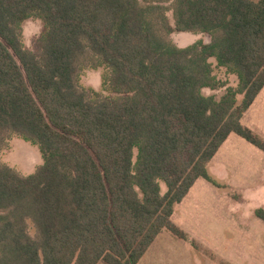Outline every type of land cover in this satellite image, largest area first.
<instances>
[{
	"label": "trees",
	"instance_id": "trees-1",
	"mask_svg": "<svg viewBox=\"0 0 264 264\" xmlns=\"http://www.w3.org/2000/svg\"><path fill=\"white\" fill-rule=\"evenodd\" d=\"M180 33L209 42L181 48ZM263 88L264 0H0V155L15 137L42 160L28 176L0 162V264H138L164 230L185 241L174 206L216 185L207 165L228 137L264 152L241 124Z\"/></svg>",
	"mask_w": 264,
	"mask_h": 264
},
{
	"label": "rangeland",
	"instance_id": "rangeland-1",
	"mask_svg": "<svg viewBox=\"0 0 264 264\" xmlns=\"http://www.w3.org/2000/svg\"><path fill=\"white\" fill-rule=\"evenodd\" d=\"M167 16L172 22V13ZM43 32L41 22L26 21L22 26L25 49L37 53V42ZM181 35L171 36L178 47L181 44L187 47L198 40L209 42L206 34ZM214 75L227 81L230 87L237 86L236 78L223 69H215ZM81 86L106 95L101 89L99 72L86 71ZM203 93L219 98L224 89H205ZM252 107L244 113L241 124L264 141V102L257 100ZM0 162L21 176L31 175L42 164L37 149L15 137L0 155ZM263 167L264 152L231 134L207 165L216 185L198 179L183 201L174 206L171 220L186 234V240L164 230L138 264H264V221L256 216V211L264 212ZM161 191L166 192L163 185ZM28 227L30 236L36 238L33 226Z\"/></svg>",
	"mask_w": 264,
	"mask_h": 264
},
{
	"label": "crops",
	"instance_id": "crops-1",
	"mask_svg": "<svg viewBox=\"0 0 264 264\" xmlns=\"http://www.w3.org/2000/svg\"><path fill=\"white\" fill-rule=\"evenodd\" d=\"M181 34H183V33H180L179 35H180V37L182 36ZM197 37H198V35H197ZM183 43V42H182ZM179 47H181V48H184V46H182V44H181V46H179ZM263 93H264V88L261 90V92L259 93V95L257 96V98L255 99V101L253 102V107H254V105H255V103L257 102V100L261 103L262 101L264 102V98L262 97V95H263ZM259 97V98H258ZM252 107V108H253ZM247 128V127H246ZM263 173H264V167H263ZM174 214V213H173ZM172 218H173V215H172ZM139 263V262H138Z\"/></svg>",
	"mask_w": 264,
	"mask_h": 264
}]
</instances>
